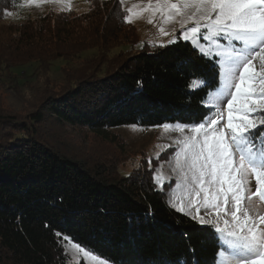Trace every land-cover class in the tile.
<instances>
[{"label":"trees","instance_id":"1","mask_svg":"<svg viewBox=\"0 0 264 264\" xmlns=\"http://www.w3.org/2000/svg\"><path fill=\"white\" fill-rule=\"evenodd\" d=\"M89 2L82 13L27 18L0 47V79L38 83L62 60L68 84L25 118L0 97V262L86 264L68 262L67 236L114 264H216L222 249L214 227L170 207L142 177H114L52 141L46 115L99 134L198 122L218 85L213 59L179 38L114 60L112 50L134 41L136 28L123 20L119 0ZM195 79L208 86L194 87Z\"/></svg>","mask_w":264,"mask_h":264},{"label":"snow or ice","instance_id":"2","mask_svg":"<svg viewBox=\"0 0 264 264\" xmlns=\"http://www.w3.org/2000/svg\"><path fill=\"white\" fill-rule=\"evenodd\" d=\"M22 2L39 7L71 0ZM140 5L138 12V5L126 9V23L147 13L149 24L170 25L171 32L179 25L178 38L191 42L205 58L215 57L218 73V85L204 101L208 111L202 120L161 126L190 129L176 142L172 169L176 189L185 193L183 203L174 202L172 189L169 206L214 227L222 249L216 264H264V0H140ZM5 14L11 15L7 10ZM159 31L169 34L162 26ZM199 83L208 86L204 80ZM225 105L227 121L221 123ZM155 179L163 188L159 174ZM73 247L98 264H109L87 246Z\"/></svg>","mask_w":264,"mask_h":264},{"label":"rangeland","instance_id":"3","mask_svg":"<svg viewBox=\"0 0 264 264\" xmlns=\"http://www.w3.org/2000/svg\"><path fill=\"white\" fill-rule=\"evenodd\" d=\"M89 1L71 0L70 4L50 3L37 7L25 5L23 2L19 5H14V3L11 4L10 0H0V47L5 46L7 42H11L10 38L15 36L13 27L22 24V22H27V18L39 16L49 10L82 13L88 10ZM133 5H138L134 9L136 12L139 11L140 7H143V5H140V0H125V3L121 4L125 11L133 7ZM5 10L11 15H6ZM147 19V13H144L142 17L133 16L134 22L131 24L136 28L137 38L135 37L132 42L116 46L110 53V57H113L114 60L119 58L122 60L130 54L141 50H153L161 44L165 45L180 37L179 25H176L177 31L171 32L170 25L149 24ZM161 26L169 32L168 35L159 31ZM88 54L89 52L84 53V55ZM212 59L214 60L215 57ZM63 64L64 61L62 60L56 61V66L53 67L52 72L47 73V78L38 83H36L37 79H28L25 84H20L16 82L15 77L8 75L0 79V97L5 107L9 109V113L10 111L21 113L20 117L23 116L25 118L36 110H42L45 104L44 99L47 95L59 92L68 85L67 83L62 84L63 74L60 67ZM199 81L200 79L193 80L192 85L194 87L200 86ZM26 113L27 115L24 116ZM45 121L48 132L52 135L53 143L60 146L63 151L68 150L72 156L84 159L91 165L102 167L109 175L114 177H127L130 175L136 178L142 177L163 191V197L168 205L169 194L172 193V189H175V192L172 193L174 202L183 203L181 197L185 193L182 189H176V173L172 169L175 166V150L179 148L176 142L182 139L183 136L189 135L190 129H185L181 132L178 129H164L161 126L145 128L139 125H124L99 134L86 127H76L61 123L51 115H46ZM226 121L227 107L225 105L221 123H226ZM175 124L177 123L169 125ZM158 174L160 175L163 188L156 183L155 178ZM169 183H171V187H169ZM200 215H204L203 211ZM210 218L205 216V219ZM195 220L199 221V216ZM74 243L77 242L72 239L63 240V249L68 257V262L77 263L84 261L86 264H98V261H94L91 256L80 253L75 249L73 247ZM99 257L108 260L105 257ZM108 261L109 264H114L110 260ZM0 264L11 263L0 262Z\"/></svg>","mask_w":264,"mask_h":264}]
</instances>
